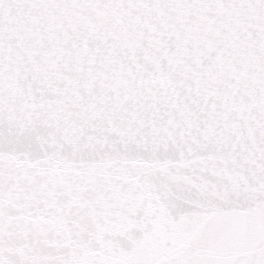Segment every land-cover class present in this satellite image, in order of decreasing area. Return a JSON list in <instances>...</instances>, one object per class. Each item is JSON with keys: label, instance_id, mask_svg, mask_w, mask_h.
I'll return each mask as SVG.
<instances>
[{"label": "snow or ice", "instance_id": "1", "mask_svg": "<svg viewBox=\"0 0 264 264\" xmlns=\"http://www.w3.org/2000/svg\"><path fill=\"white\" fill-rule=\"evenodd\" d=\"M0 264H264V0H0Z\"/></svg>", "mask_w": 264, "mask_h": 264}]
</instances>
